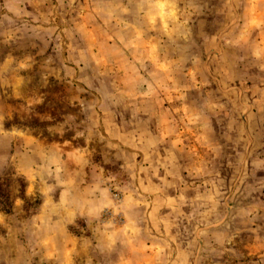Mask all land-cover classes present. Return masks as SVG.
<instances>
[{"label": "clouds", "instance_id": "1", "mask_svg": "<svg viewBox=\"0 0 264 264\" xmlns=\"http://www.w3.org/2000/svg\"><path fill=\"white\" fill-rule=\"evenodd\" d=\"M0 264H264V0H0Z\"/></svg>", "mask_w": 264, "mask_h": 264}]
</instances>
